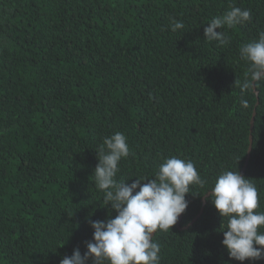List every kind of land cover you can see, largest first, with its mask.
Returning <instances> with one entry per match:
<instances>
[{
    "label": "trees",
    "instance_id": "1",
    "mask_svg": "<svg viewBox=\"0 0 264 264\" xmlns=\"http://www.w3.org/2000/svg\"><path fill=\"white\" fill-rule=\"evenodd\" d=\"M232 6L251 19L217 30L227 44L204 39ZM262 31L264 0H0V264L87 251L90 221L116 215L92 176L116 132L130 148L118 182L153 179L172 156L206 181L190 186L178 225L154 234L160 264H241L221 243L227 218L210 189L239 171L264 212V80L257 96L235 84L250 66L240 47Z\"/></svg>",
    "mask_w": 264,
    "mask_h": 264
},
{
    "label": "clouds",
    "instance_id": "2",
    "mask_svg": "<svg viewBox=\"0 0 264 264\" xmlns=\"http://www.w3.org/2000/svg\"><path fill=\"white\" fill-rule=\"evenodd\" d=\"M250 19V10L232 6L223 16L206 24L204 39L227 44V34L217 30ZM170 20L173 32L183 29L181 21ZM239 54L250 65L245 79L235 80L243 95L264 80V31L256 41L243 44ZM240 104L244 108L249 106L243 98ZM254 116L255 113L251 120ZM96 153L98 163L92 174L95 187L104 193V204H110L116 215L90 221L94 231L92 240L87 242V251L81 255L75 249L60 264H88L89 260L91 264H160V245L154 241V234L158 230L168 231L177 223L188 207L186 194L190 186L203 187L206 181L192 161L172 156L159 165L153 179H135L130 184L118 182L115 177L119 163L130 154L127 138L121 132L105 137ZM210 201L219 215L227 218L221 243L229 258L241 264L264 259V232L259 230L264 227V212L255 211L259 207L257 187L239 171H224L210 189Z\"/></svg>",
    "mask_w": 264,
    "mask_h": 264
},
{
    "label": "water",
    "instance_id": "3",
    "mask_svg": "<svg viewBox=\"0 0 264 264\" xmlns=\"http://www.w3.org/2000/svg\"><path fill=\"white\" fill-rule=\"evenodd\" d=\"M254 92H255V94H256V96H257V91H256L255 88H254ZM250 124H251V128H252V126H253V119L251 120ZM250 144H251V138H250ZM250 150H251V147H249L248 155H249V153H250ZM247 159H248V157H247ZM208 195H209V193L206 194V196H208ZM202 202L204 203V198L202 199ZM180 220H181V216L178 218V222H179ZM177 225H178V223H177Z\"/></svg>",
    "mask_w": 264,
    "mask_h": 264
}]
</instances>
